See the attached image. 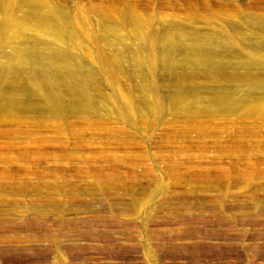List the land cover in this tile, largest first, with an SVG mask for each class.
I'll use <instances>...</instances> for the list:
<instances>
[{
    "label": "rangeland",
    "instance_id": "rangeland-1",
    "mask_svg": "<svg viewBox=\"0 0 264 264\" xmlns=\"http://www.w3.org/2000/svg\"><path fill=\"white\" fill-rule=\"evenodd\" d=\"M0 264H264V0H0Z\"/></svg>",
    "mask_w": 264,
    "mask_h": 264
},
{
    "label": "bare ground",
    "instance_id": "bare-ground-1",
    "mask_svg": "<svg viewBox=\"0 0 264 264\" xmlns=\"http://www.w3.org/2000/svg\"><path fill=\"white\" fill-rule=\"evenodd\" d=\"M148 64H152V58H150L149 60H148ZM34 82L37 84V81H36V79L34 80Z\"/></svg>",
    "mask_w": 264,
    "mask_h": 264
}]
</instances>
